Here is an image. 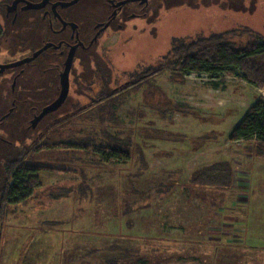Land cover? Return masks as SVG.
Wrapping results in <instances>:
<instances>
[{
    "label": "rangeland",
    "instance_id": "rangeland-1",
    "mask_svg": "<svg viewBox=\"0 0 264 264\" xmlns=\"http://www.w3.org/2000/svg\"><path fill=\"white\" fill-rule=\"evenodd\" d=\"M160 23L168 39L172 31L200 24L215 27V33L239 29L228 35L236 43L264 39V0H249L239 13L170 11ZM129 35L135 39L126 43ZM145 36L131 27L112 38L114 75H74L70 113L59 121L71 124L61 137L84 140L94 135L102 140V113L94 115L99 108L75 106L89 104L103 82L109 92L133 80L132 71L165 62L173 44L153 43L157 34L147 43ZM177 75L166 69L145 78L138 87L124 89L114 105L120 125H105L113 136L130 138L127 162H107L91 155L90 147L63 148L64 143L56 146L45 138L29 144L27 159L65 160L74 172L40 170L35 196L7 206L0 264H106L107 257L123 249L138 254L121 264H264V157L230 138L256 98L264 97V88L243 79L241 70L216 77L197 70ZM77 79H82L81 86ZM163 99L169 100L165 108L173 110L166 116L156 108ZM175 104L187 105V113L175 111ZM17 149L5 148L4 157ZM219 160L233 165L230 187L202 188L189 182L197 167ZM168 178L175 185L157 193ZM136 190L150 195L141 197ZM130 202L135 209L124 213Z\"/></svg>",
    "mask_w": 264,
    "mask_h": 264
},
{
    "label": "flooded vegetation",
    "instance_id": "flooded-vegetation-1",
    "mask_svg": "<svg viewBox=\"0 0 264 264\" xmlns=\"http://www.w3.org/2000/svg\"><path fill=\"white\" fill-rule=\"evenodd\" d=\"M247 2L249 0H0V158L4 159L7 147L27 145L29 150V144L46 138L55 125L69 115L67 105L68 100H72L74 75L80 78L114 75L112 47L116 42L110 41L116 34L135 27L146 33L147 43L151 35L157 34L152 42L161 46L168 42L177 46H210V38L216 32L211 30L215 27L194 25L183 31H172L168 39L164 34L166 28L160 23L162 17L170 11L219 9L239 13L245 10ZM136 21L145 23L139 25ZM134 39L129 35L125 42ZM146 56L151 57L152 53ZM150 68L151 64L145 65L132 71V75H142L139 80L148 79L153 75ZM65 75H69V89L68 94L62 95ZM77 80L80 84L82 79ZM105 84L103 82V86ZM121 86H114L108 93H115ZM87 105L75 107L78 110Z\"/></svg>",
    "mask_w": 264,
    "mask_h": 264
},
{
    "label": "trees",
    "instance_id": "trees-1",
    "mask_svg": "<svg viewBox=\"0 0 264 264\" xmlns=\"http://www.w3.org/2000/svg\"><path fill=\"white\" fill-rule=\"evenodd\" d=\"M238 30L233 29L214 33L210 38L212 40L210 46H191L189 44L177 46V44H173L170 51L164 56L166 61L158 67H151L150 70L153 71L152 74L155 76L164 73L166 69H170L174 74H178V77L189 70L206 72L213 77L221 76L224 73L236 74L237 70H241L243 79L254 86L264 88V39L249 38L242 41V43H236L230 40L228 35L236 34ZM240 31L247 32L246 34L252 33L250 28H243ZM140 76L142 75H131L134 79L128 85H122L113 94L108 93L109 89L105 84L88 104L92 108H99L97 112H94V115L102 113L98 117L103 122L102 140L98 142L94 135L88 136L84 140L82 138L75 139V137L73 140H65L61 136L65 132V128L71 123L62 125L58 122L60 128L52 130L46 136V143H53L56 146L64 143V146L61 147L70 149H87L90 147L92 149L90 151L91 155H100L107 162H127L131 156V151L128 148L130 138L122 139L119 136H113L108 132L105 123L110 122L118 129L120 122L114 105L118 103L117 101L121 98L120 95L124 89L132 85L138 87L145 80H139ZM163 100L164 102L158 103L156 108L161 110L162 116H166L169 111L173 110L166 109L165 107L170 106H168L169 100ZM186 107L187 105L175 104L173 108L175 111L185 114L187 113ZM230 138L244 142L248 152L258 157H264L263 96L256 98L242 120L232 130ZM27 153L28 149L26 147H20L15 152L6 155L4 159H0L2 160L0 161L2 162L0 174V254L3 228L8 212L7 206L14 202H26L35 196L37 189L41 186L40 177L37 174L40 170L45 169L59 173L74 172L73 168L70 167V162L63 160L56 163H37L32 159H27ZM84 178H86V175H84ZM167 181L162 183L159 192L156 190L157 193H162L164 187L170 189L176 182L172 178H168ZM189 182L202 188L230 187L234 182L233 165L229 160H219L208 165L199 166L191 172ZM136 192L141 197L150 195L145 190H136ZM134 209V202L124 204V213H129ZM133 254L138 253L135 250L131 252L130 249H123L122 253L107 257L105 262L106 264H121L125 258Z\"/></svg>",
    "mask_w": 264,
    "mask_h": 264
},
{
    "label": "water",
    "instance_id": "water-1",
    "mask_svg": "<svg viewBox=\"0 0 264 264\" xmlns=\"http://www.w3.org/2000/svg\"><path fill=\"white\" fill-rule=\"evenodd\" d=\"M69 75H65L64 76V82H65V85H64V88H63V93L62 95L64 94H68V89H69Z\"/></svg>",
    "mask_w": 264,
    "mask_h": 264
}]
</instances>
